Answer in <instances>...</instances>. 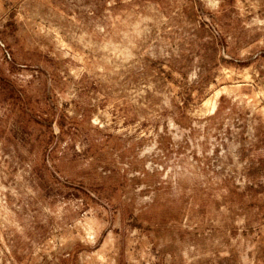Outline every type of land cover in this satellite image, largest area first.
<instances>
[{"label": "rangeland", "instance_id": "1", "mask_svg": "<svg viewBox=\"0 0 264 264\" xmlns=\"http://www.w3.org/2000/svg\"><path fill=\"white\" fill-rule=\"evenodd\" d=\"M0 264H264V0H0Z\"/></svg>", "mask_w": 264, "mask_h": 264}]
</instances>
